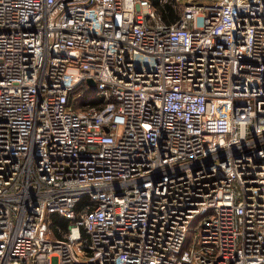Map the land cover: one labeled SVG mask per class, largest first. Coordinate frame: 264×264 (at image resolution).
I'll return each instance as SVG.
<instances>
[{
    "label": "built area",
    "instance_id": "1",
    "mask_svg": "<svg viewBox=\"0 0 264 264\" xmlns=\"http://www.w3.org/2000/svg\"><path fill=\"white\" fill-rule=\"evenodd\" d=\"M174 1L0 0V264H264V0Z\"/></svg>",
    "mask_w": 264,
    "mask_h": 264
},
{
    "label": "trees",
    "instance_id": "2",
    "mask_svg": "<svg viewBox=\"0 0 264 264\" xmlns=\"http://www.w3.org/2000/svg\"><path fill=\"white\" fill-rule=\"evenodd\" d=\"M149 3L151 4V7L153 8V10L158 14V16L160 17V19L165 22V23H170L175 21L178 16L180 15V8L176 7L175 4H179L176 3L174 0H148ZM162 3H161V2ZM79 89V88H78ZM76 89L74 92H72L69 95V99H68V105L71 107H75V101L72 98V96L74 94H76L77 90ZM54 217L57 218H61L58 215H53ZM60 221L64 224H68V221H66L65 219L61 218ZM192 231L189 230V232L187 233L186 236V240L184 243V246H188L190 244V242L192 241ZM191 238V239H190Z\"/></svg>",
    "mask_w": 264,
    "mask_h": 264
},
{
    "label": "rangeland",
    "instance_id": "3",
    "mask_svg": "<svg viewBox=\"0 0 264 264\" xmlns=\"http://www.w3.org/2000/svg\"><path fill=\"white\" fill-rule=\"evenodd\" d=\"M161 2V1H160ZM162 3V2H161ZM176 3H179V4H175L176 7L180 8L181 10V7L183 5V1H176ZM80 95V101H84L86 99H89L91 97H94L95 95V92L92 88H89L87 83L83 84L76 92V95ZM61 218H57V217H54V216H51L50 218L46 217V220H49L48 221V225L50 227V229L52 230V233L48 234V236L50 238H58L60 237V235L62 234V232L66 231L67 230V225L68 224H63L61 221H60ZM200 220V217H197L195 218V220L191 223L190 225V231H192V240L194 239V236L197 232V227H198V221ZM57 227L59 228V231L55 232L53 230L54 227ZM190 238V239H191ZM189 246V245H188ZM188 246H184V248H187Z\"/></svg>",
    "mask_w": 264,
    "mask_h": 264
},
{
    "label": "water",
    "instance_id": "4",
    "mask_svg": "<svg viewBox=\"0 0 264 264\" xmlns=\"http://www.w3.org/2000/svg\"><path fill=\"white\" fill-rule=\"evenodd\" d=\"M86 82L91 86L92 89H95V82L92 79H87Z\"/></svg>",
    "mask_w": 264,
    "mask_h": 264
}]
</instances>
